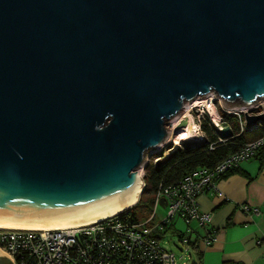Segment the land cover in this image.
Listing matches in <instances>:
<instances>
[{
  "label": "water",
  "instance_id": "water-1",
  "mask_svg": "<svg viewBox=\"0 0 264 264\" xmlns=\"http://www.w3.org/2000/svg\"><path fill=\"white\" fill-rule=\"evenodd\" d=\"M213 93L231 111L264 100V0H0V228L133 205L165 124Z\"/></svg>",
  "mask_w": 264,
  "mask_h": 264
},
{
  "label": "built area",
  "instance_id": "built-area-1",
  "mask_svg": "<svg viewBox=\"0 0 264 264\" xmlns=\"http://www.w3.org/2000/svg\"><path fill=\"white\" fill-rule=\"evenodd\" d=\"M201 100V103L191 101L189 108L175 122L167 124L169 135L156 151L158 155L162 153L164 158L156 156L153 164L163 161L166 154L168 157L179 149L204 143L206 136L202 132V125L206 121L215 131L216 127L226 126L222 115H234L241 134L246 130L243 113L260 115L264 112V100L250 109L239 111L225 110L216 93H213V97ZM182 120L187 121V126L176 133ZM183 130L189 136L188 139L179 138V132ZM224 141L218 138V142ZM263 145L264 136L245 143L213 168H198L175 184L160 185L152 196L151 216L144 222L133 219L129 208L78 227L1 229L0 250L10 257L13 262L5 256L13 264H178L179 261L181 264H196L193 256L198 254L200 248H207L214 242L211 214L200 209L199 197L218 193V182L242 163L254 159ZM143 178L144 172L141 176L142 192L145 188ZM161 199L164 200V206L160 205ZM159 206L167 210L162 220H157L156 216ZM241 209L256 213L255 209L246 205L241 206ZM177 220L183 222L184 230L176 229ZM167 232L177 239L175 247L179 257L161 243Z\"/></svg>",
  "mask_w": 264,
  "mask_h": 264
},
{
  "label": "crops",
  "instance_id": "crops-1",
  "mask_svg": "<svg viewBox=\"0 0 264 264\" xmlns=\"http://www.w3.org/2000/svg\"><path fill=\"white\" fill-rule=\"evenodd\" d=\"M237 169L243 174L224 176L218 193L199 197L200 209L211 214L214 242L200 248L196 264H264V157L257 154ZM243 205L256 213L244 212ZM175 227L184 230L180 220ZM0 264L13 263L0 256Z\"/></svg>",
  "mask_w": 264,
  "mask_h": 264
},
{
  "label": "trees",
  "instance_id": "trees-1",
  "mask_svg": "<svg viewBox=\"0 0 264 264\" xmlns=\"http://www.w3.org/2000/svg\"><path fill=\"white\" fill-rule=\"evenodd\" d=\"M222 120L226 126L230 127L232 138L225 139L224 142H218V135L206 121L202 125V132L206 136L204 143L179 149L166 157L159 165L152 162L146 165L143 178L145 188L140 204L148 203L152 205V196L160 185L175 184L198 168H213L226 157L237 152L245 143L264 136V125L245 130L240 134L236 116L222 115ZM258 155L264 157V145L259 150ZM234 173L243 174L239 169H234L225 176ZM144 196L145 200H142ZM130 214L133 219H137L133 211Z\"/></svg>",
  "mask_w": 264,
  "mask_h": 264
},
{
  "label": "rangeland",
  "instance_id": "rangeland-1",
  "mask_svg": "<svg viewBox=\"0 0 264 264\" xmlns=\"http://www.w3.org/2000/svg\"><path fill=\"white\" fill-rule=\"evenodd\" d=\"M167 124H169V123H166L165 124L166 129H167ZM260 124L261 125H264L262 123H260ZM254 128H256V127H254ZM254 128H252V129H254ZM249 130H251V129H249ZM156 151L157 150H154V151L151 150V151L146 152L145 155H144V159H145L144 162H146V161H148V163L149 162H152L154 160V158L156 156H158V154L156 153ZM163 151L164 150H162L161 152H163ZM149 153H152V155H151V157L148 158L147 155ZM159 155H161V158H164L162 156V153H159ZM138 172H140L139 175L142 176V173L144 172V170H142V168H140L138 170ZM143 182H144V180H143ZM142 196H143V192L141 194H139L138 199H137L135 205H133L130 208L131 209L130 211H133L134 212V214L136 215L137 220H138L139 223L146 221L151 216V211H152V206L149 205L148 203L147 204H143V203L140 204V200H141ZM142 200H145V196L143 197ZM166 214H167V210L166 209H164V208H162L160 206L157 207V209H156L157 220H162L166 216ZM161 243H162V245L165 248L171 250L173 253H176L177 254V257L180 256L179 255V252H178V249L175 247V243H177V239L175 237H172L170 232H167L166 233V235H165V237H164V239L162 240ZM193 261L196 262L195 261V255L193 256ZM178 264H181V261H179Z\"/></svg>",
  "mask_w": 264,
  "mask_h": 264
},
{
  "label": "bare ground",
  "instance_id": "bare-ground-1",
  "mask_svg": "<svg viewBox=\"0 0 264 264\" xmlns=\"http://www.w3.org/2000/svg\"><path fill=\"white\" fill-rule=\"evenodd\" d=\"M201 99H199V98H196L195 99V102H197V103H201ZM239 111V110H238ZM214 116H217L216 115V113H214L213 114ZM179 138L180 139H188L189 138V136L187 135V133L185 132V130H183V131H180L179 132ZM160 149V147L159 148H157V150H159ZM165 157H167V154L165 155ZM140 173V172H139ZM139 173H138V176L139 177H141V175H139ZM141 193V192H140ZM136 203V202H135ZM135 203L133 204V205H135ZM133 205H131V206H129V207H127V208H125L124 210H126V209H129V208H131ZM124 210H122V211H124ZM122 211H120V212H122ZM119 213V212H118ZM117 214V213H116ZM115 215V214H114ZM2 228H0V230H1ZM24 230H26V229H24ZM42 230H49V229H42Z\"/></svg>",
  "mask_w": 264,
  "mask_h": 264
}]
</instances>
